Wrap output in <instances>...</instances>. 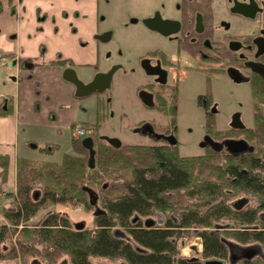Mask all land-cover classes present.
I'll return each instance as SVG.
<instances>
[{"label": "trees", "instance_id": "16d2710c", "mask_svg": "<svg viewBox=\"0 0 264 264\" xmlns=\"http://www.w3.org/2000/svg\"><path fill=\"white\" fill-rule=\"evenodd\" d=\"M57 64L72 65L70 60ZM258 90L264 95L261 88ZM257 94L260 95L255 90L254 95ZM6 100V109L5 103H0V114L3 115L14 108L12 99ZM262 121H258V128H264ZM82 126L99 130L97 124ZM251 132L249 130L248 133ZM89 135L96 143L94 169L88 168V151L77 138L73 143L74 153L66 154L62 161H36L21 157L17 160V208L6 213V218L14 225L30 221L48 204H84L101 209L99 203L103 202L107 206L104 214L95 216L98 229L94 233L84 228L72 230L69 220L59 213L45 216L34 233L41 243L50 247L48 252L67 254L72 264H93L92 257L122 258L128 264H204L208 260L230 261L231 250L240 245H257L264 249V216L261 214L264 211V129L258 136L262 140H259V157L255 154L234 156L209 152L178 158L177 152L153 147L139 164L120 157V152L125 153L121 151L123 145L115 148L96 132ZM36 149L52 157L57 146L39 148L36 145ZM11 155L0 154L3 174L9 173ZM213 159H218L219 163L212 162ZM199 161L206 167L202 171H199ZM92 172L93 175L90 174ZM101 179L102 188L96 191L92 184ZM109 179L113 182L123 179L124 182L111 186L106 183ZM36 193H39L38 199L34 198ZM171 196H177L180 201L178 208L175 206L181 212L176 222L167 220L164 226L155 227L154 224L148 228L139 217L134 221V216L150 215L153 209H168L167 202ZM245 196H250L249 200ZM94 197L95 205L91 203ZM251 198L257 199L256 209L249 207ZM235 199H243L245 204L237 209L233 203ZM223 218L235 220L245 227L233 233L235 242L218 235L216 227L219 225L215 224ZM116 225L127 230L129 240L113 232ZM261 225L263 227L259 230L252 229ZM214 226L215 231L208 230ZM191 228L203 229L199 233L203 260L179 256L178 241L183 237V230ZM7 235L8 229L4 225L0 228V245ZM257 257L244 260V264H258L261 257ZM2 258L5 255L0 252Z\"/></svg>", "mask_w": 264, "mask_h": 264}, {"label": "rangeland", "instance_id": "374dc122", "mask_svg": "<svg viewBox=\"0 0 264 264\" xmlns=\"http://www.w3.org/2000/svg\"><path fill=\"white\" fill-rule=\"evenodd\" d=\"M162 1L165 0H113V15L106 17L105 28L101 31L102 35L107 33L111 34V39L106 44L107 49L102 53L103 60H105V63L107 62L109 69H112L114 66H121L113 77L111 89L101 94L89 95L79 101L75 100L80 102L78 105L80 108L77 106L73 108V110L75 109L76 111V120L68 124V126L56 127L55 125L49 126L48 123H45L35 127L24 126V128L21 129L20 137L16 143L17 147H14V152H11L12 158L9 173L3 174L2 167L0 166V228L5 225L8 229L7 238H5L6 240L0 245V252L5 255V258L0 259V264H72L69 255L61 252L54 254L48 252L50 247L41 243L39 237L35 236L34 231L38 229L40 222L45 216L50 213H59L66 217L70 222L72 230L79 229L77 227L79 225H83L82 228L90 232L92 231V233L98 229L95 215L99 209L92 208L89 205L87 207L84 204H48L45 208L41 209L34 218L28 222H22L19 226L9 221L6 218V213L17 208L15 200L17 198V175L19 170L17 160L19 157L36 161H47L51 159L58 162L62 161L66 154L71 155L74 152L73 143L76 140L75 137H77L76 132L79 125H99L98 131L92 127H82L86 129V133L88 134L96 132L98 136L102 135L119 139L123 145L121 151L125 152L124 155L120 152V157L132 159L135 161V164H139L140 160L145 159L144 156L146 153H149L150 150L155 147L149 144L150 140L147 137L136 132L138 129L137 123L140 117H143L145 114V109L140 104L139 97L136 93L137 86L141 84L142 74L138 61L141 51H144L146 47L150 46H145L144 41L147 36L142 30L138 28L133 30L130 29L134 25L132 22L133 18L141 20L144 15L153 11L152 4L157 3V6H159ZM131 10L134 12L133 14ZM124 15L127 16L126 20L123 19ZM140 26L141 25H139V27ZM1 62L2 59H0V63ZM207 75V72H190L188 75L184 74V79L182 80L184 82L182 87L183 91L185 89L193 91L190 92L192 93L190 97L192 104L182 103L181 112L183 121H181L179 130L178 158L202 155L204 153V149L199 145L204 132L203 124L198 123L201 111L195 107L194 101H196L195 96L197 94L205 92L208 88L212 89L222 118L229 119L236 109H240L244 112L242 115L246 126L250 127L253 125L252 97L249 83L237 84L231 80L228 75H212L210 82L206 80ZM108 98H112L111 106L108 104ZM36 104H38V102ZM60 106L63 108L60 109L61 111L72 110L71 104H61ZM69 113L74 115V112ZM146 113L148 117L143 118L156 116L157 125L163 120L161 114ZM53 116L55 117V115ZM58 119V116H56L55 122H57ZM82 139L83 137H80V141H82ZM29 142L38 145L39 148L50 144L56 145L57 151L53 154V158H51V156H47L41 150L31 149L28 145ZM26 145L29 147L25 150L24 148ZM15 150L24 151L23 153L20 152L17 154ZM6 151L0 150V154L4 155L8 153ZM11 151H13V148ZM139 156L142 157L140 158ZM88 158L89 154H87L86 159L87 165ZM211 161L219 163L218 159H213ZM208 162H210V160ZM223 162L224 161H222V163ZM197 163L201 165V170L199 171L206 168L202 161ZM1 164L2 161H0V165ZM128 171H132V169ZM90 174L93 175L94 172ZM101 182L102 179L98 181L95 180L92 184L96 191H99V189L101 190ZM123 182V179H117L114 182L111 181V179L106 180V183L111 186ZM110 193L111 192L107 194ZM245 198L249 200L250 196H245ZM250 200L249 207L256 209L258 206L257 199L251 198ZM238 201L241 200L239 199ZM238 201L235 199L233 203L235 204ZM179 202L177 196H171L167 202V205L170 206L167 207L168 209H153L150 215H139L134 217H139V220L144 226H146L145 223L147 221H150L155 224V227H161L164 226L167 220L176 222L178 214L181 213L175 208V206L178 208ZM99 206L103 212L104 210L107 211V206L103 202H100ZM261 214L264 216V211H262ZM217 224L219 225L216 227L218 235L231 242L236 241L232 237L235 231L245 229V227L238 224L235 220L228 218L221 219L215 225ZM262 227L261 225L260 227L256 226L252 229L259 230ZM202 230L201 228H191L187 231L183 230V237L179 241L177 240L179 242L178 251L180 257L191 260L195 258L203 260V244L202 239L199 237V233ZM208 230L215 231V226ZM113 232L118 236H124L128 240L130 239L127 230L119 225L114 227ZM256 246L257 245H240L242 249L255 248ZM259 250V254L256 255L261 257V259H258V264H264V249L261 250V248H259ZM238 251L239 250L235 249L233 254L241 255L242 253ZM244 260H238L235 264H244ZM91 261L93 264H128L122 258L92 257ZM225 264H230V261H226Z\"/></svg>", "mask_w": 264, "mask_h": 264}, {"label": "flooded vegetation", "instance_id": "af4514ba", "mask_svg": "<svg viewBox=\"0 0 264 264\" xmlns=\"http://www.w3.org/2000/svg\"><path fill=\"white\" fill-rule=\"evenodd\" d=\"M215 1L216 5L210 4L213 6L211 15L219 12L218 17L216 16L218 19L209 23L207 15L195 10V7L197 4ZM152 6L153 11L139 20L143 27L150 30L145 21L155 19L159 21L155 25L161 31L174 32L163 34L159 30L151 29L158 36V42L146 47L139 55L138 65L142 74L136 93L145 109L143 117H148L146 112L157 113L163 116V120L157 125L156 116L140 117L136 132L147 137L152 146L178 153L179 130L183 121L182 103L192 104L190 92L193 91H183L184 74L207 72L206 80L210 82L212 75H228L237 84L249 83L253 125L246 126L242 115L244 112L240 109H236L229 119L222 118L212 89L208 88L205 92L197 94L194 101L195 107L201 111L198 123L203 124L204 130L199 145L204 149L203 154H255L259 157L261 138L258 136L264 128H258V121H264V95L258 88L264 91V75L256 70V65L264 67V0H165L159 6L157 3ZM110 39L109 33L100 36V40ZM72 66L64 67L68 69ZM115 67L113 77L121 66L113 68ZM255 90L260 95L255 96ZM75 91L76 95V87ZM141 93L145 95V100L140 96ZM108 104L112 105V98H108ZM237 113L240 114V126H236L237 123L233 120ZM249 130L252 131L250 134ZM99 137L102 139V135ZM226 140H243L246 145L242 147L246 150L235 155L229 152L226 146L220 151L214 149L212 142L224 143ZM235 249L243 252L241 247Z\"/></svg>", "mask_w": 264, "mask_h": 264}, {"label": "crops", "instance_id": "0c3cea01", "mask_svg": "<svg viewBox=\"0 0 264 264\" xmlns=\"http://www.w3.org/2000/svg\"><path fill=\"white\" fill-rule=\"evenodd\" d=\"M113 3V0H0V56L12 61L8 66L0 63V103L4 102L6 109L9 98L14 105L9 114H0V150L14 152L24 126L48 123L62 127L76 120L73 108H80L81 98L64 79L66 67L57 62L70 60L71 68L84 83L97 73L108 71L102 56L108 40H100V36L106 17L113 15ZM210 4L216 5L217 1L195 7L207 15L209 23L219 14L211 15ZM132 22L130 30L138 28L147 36L145 46L157 42L155 31L144 28L137 18ZM61 104H71L72 110L61 111ZM28 145L35 149L36 144Z\"/></svg>", "mask_w": 264, "mask_h": 264}, {"label": "water", "instance_id": "95a60500", "mask_svg": "<svg viewBox=\"0 0 264 264\" xmlns=\"http://www.w3.org/2000/svg\"><path fill=\"white\" fill-rule=\"evenodd\" d=\"M159 22L156 21L155 19H148L145 21V23L151 28V29H156L159 30V32L164 33H169V32H174V31H161V29L159 27H157L155 24ZM256 70L259 71L262 75H264V67L261 65H256ZM116 71V67L111 69L109 72L106 73H98L96 74V76L94 77V79L89 82V83H84L82 80H80L76 74V72L71 69L68 68L64 71V79L72 84L75 85V87L77 88V96L80 97H85L88 95H92L94 93H103L106 90H108L111 86V82H112V78H113V74ZM143 99L146 98L145 95H143L141 93L140 95ZM145 100V99H144ZM233 120L236 124V126H240L241 124V119H240V114L237 113L235 114V116L233 117ZM234 123V124H235ZM102 139L106 140L107 143H109L111 146L115 147V148H120L122 146V142L117 139V138H109L107 136H102ZM214 149L216 151H220L221 149H223L224 146H226L227 150L229 152H231L232 154H237V153H241L244 152L246 150L245 147H242V145H246V142L241 140V141H236V140H226L224 143H217V142H212ZM81 145L83 146L84 149H86L88 151L89 154V158H88V167L90 169H94L95 165H96V148H95V141L94 138L92 136H88L82 139L81 141ZM33 147L35 148L36 145H33ZM249 148H251L250 150H252V147L249 146ZM39 197V193H36L34 198L38 199ZM92 204H96V198H92ZM245 203V200H241L235 203V207L237 209L241 208L243 206V204ZM98 212V213H97ZM96 212V215H101L104 212L102 210L99 209V211ZM95 215V216H96ZM138 218H135L134 221H136ZM146 227H151L154 225L153 222L147 221L145 223ZM79 229H81L83 227V225H79L77 226ZM233 247V246H231ZM242 254L241 255H234V249L231 250V255H230V263L231 264H235L238 260L241 259H251L254 256H256L257 254H259L260 250L258 247H251V248H247V249H243L242 250ZM204 264H225V262L220 261V260H208L205 261Z\"/></svg>", "mask_w": 264, "mask_h": 264}, {"label": "built area", "instance_id": "2783aa9c", "mask_svg": "<svg viewBox=\"0 0 264 264\" xmlns=\"http://www.w3.org/2000/svg\"><path fill=\"white\" fill-rule=\"evenodd\" d=\"M0 59H2L1 64H2L3 66L7 65V64L10 62V59H8V58H6V57H4V56H0ZM85 134H86V131H85L83 128H79V129L77 130V135H78V136H84Z\"/></svg>", "mask_w": 264, "mask_h": 264}]
</instances>
